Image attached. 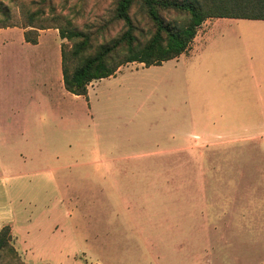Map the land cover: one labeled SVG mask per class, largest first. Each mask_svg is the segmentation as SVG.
Segmentation results:
<instances>
[{
  "label": "rangeland",
  "instance_id": "rangeland-1",
  "mask_svg": "<svg viewBox=\"0 0 264 264\" xmlns=\"http://www.w3.org/2000/svg\"><path fill=\"white\" fill-rule=\"evenodd\" d=\"M2 1L15 20L54 8L80 28L115 5ZM26 29L0 28V224L15 214L42 264H264V140L209 145L193 130L205 77L190 56L126 64L88 100L64 87L59 30L32 44ZM180 139L194 147L167 150Z\"/></svg>",
  "mask_w": 264,
  "mask_h": 264
},
{
  "label": "trees",
  "instance_id": "trees-1",
  "mask_svg": "<svg viewBox=\"0 0 264 264\" xmlns=\"http://www.w3.org/2000/svg\"><path fill=\"white\" fill-rule=\"evenodd\" d=\"M215 17L264 19V0H115L106 20L86 28L54 8L48 14L44 7L24 8L21 20H15L12 6L0 0V28L23 25L27 42L38 44L39 29L59 30L66 40L61 46L64 87L86 98L92 81L114 76L128 63L150 67L187 53L199 27ZM114 24L120 31L100 42ZM12 241L6 224L0 229V264H27Z\"/></svg>",
  "mask_w": 264,
  "mask_h": 264
},
{
  "label": "crops",
  "instance_id": "crops-1",
  "mask_svg": "<svg viewBox=\"0 0 264 264\" xmlns=\"http://www.w3.org/2000/svg\"><path fill=\"white\" fill-rule=\"evenodd\" d=\"M216 18L219 20L207 19L199 27L190 50L175 58L179 61L183 55L190 56L196 73L203 72L205 77L203 120L197 124L191 116L189 121L193 130L200 128L209 145L264 140V19ZM123 67L110 77L121 73ZM94 81L89 85V93ZM182 141L167 150L194 147L191 143L180 144ZM203 143L197 141L195 146ZM19 221L14 214L10 224L15 245L24 260L28 264L46 262V257L41 258L36 252L30 231L26 229L23 235L24 227Z\"/></svg>",
  "mask_w": 264,
  "mask_h": 264
}]
</instances>
